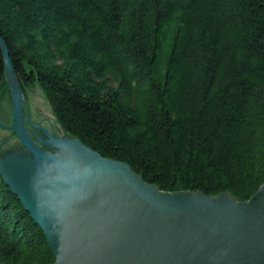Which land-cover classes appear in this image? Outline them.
I'll list each match as a JSON object with an SVG mask.
<instances>
[{"label":"trees","instance_id":"1","mask_svg":"<svg viewBox=\"0 0 264 264\" xmlns=\"http://www.w3.org/2000/svg\"><path fill=\"white\" fill-rule=\"evenodd\" d=\"M0 36L24 91L160 190L264 184V0H0ZM54 261L0 173V264Z\"/></svg>","mask_w":264,"mask_h":264},{"label":"water","instance_id":"2","mask_svg":"<svg viewBox=\"0 0 264 264\" xmlns=\"http://www.w3.org/2000/svg\"><path fill=\"white\" fill-rule=\"evenodd\" d=\"M0 49L12 99L11 121L0 119V173L53 264H264V184L248 200L160 190L69 134L38 84L26 100L1 36Z\"/></svg>","mask_w":264,"mask_h":264},{"label":"rangeland","instance_id":"3","mask_svg":"<svg viewBox=\"0 0 264 264\" xmlns=\"http://www.w3.org/2000/svg\"><path fill=\"white\" fill-rule=\"evenodd\" d=\"M27 87L29 88L30 86H27ZM24 92H25L26 100H29V95L27 93V90L25 89ZM11 112H12L11 95H9L6 89H3L1 96H0V119L4 121L6 119L11 121V115H12ZM26 114H27V111H25V116ZM39 123L50 130H54V127L50 123L49 118H43Z\"/></svg>","mask_w":264,"mask_h":264},{"label":"flooded vegetation","instance_id":"4","mask_svg":"<svg viewBox=\"0 0 264 264\" xmlns=\"http://www.w3.org/2000/svg\"><path fill=\"white\" fill-rule=\"evenodd\" d=\"M27 115V114H26ZM29 116L31 117V114L29 113Z\"/></svg>","mask_w":264,"mask_h":264}]
</instances>
